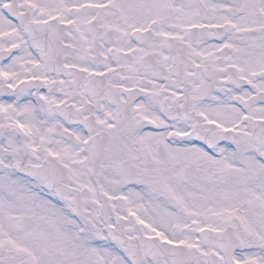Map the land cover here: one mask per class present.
Segmentation results:
<instances>
[{
	"label": "snow or ice",
	"instance_id": "1",
	"mask_svg": "<svg viewBox=\"0 0 264 264\" xmlns=\"http://www.w3.org/2000/svg\"><path fill=\"white\" fill-rule=\"evenodd\" d=\"M0 264H264V0H0Z\"/></svg>",
	"mask_w": 264,
	"mask_h": 264
}]
</instances>
